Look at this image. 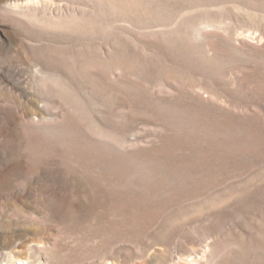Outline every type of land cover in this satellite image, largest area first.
<instances>
[{"label":"rangeland","instance_id":"obj_1","mask_svg":"<svg viewBox=\"0 0 264 264\" xmlns=\"http://www.w3.org/2000/svg\"><path fill=\"white\" fill-rule=\"evenodd\" d=\"M49 2L0 0V264H264V0Z\"/></svg>","mask_w":264,"mask_h":264},{"label":"bare ground","instance_id":"obj_2","mask_svg":"<svg viewBox=\"0 0 264 264\" xmlns=\"http://www.w3.org/2000/svg\"><path fill=\"white\" fill-rule=\"evenodd\" d=\"M2 3L4 4L3 7L7 10L11 9L20 13L37 12L40 9L52 10V5L49 0H2ZM4 264H30V262L24 261V259L10 257ZM188 264H205V259L203 256L199 257L194 255Z\"/></svg>","mask_w":264,"mask_h":264}]
</instances>
